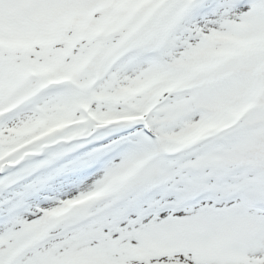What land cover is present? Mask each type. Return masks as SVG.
Masks as SVG:
<instances>
[{"label":"snow or ice","instance_id":"obj_1","mask_svg":"<svg viewBox=\"0 0 264 264\" xmlns=\"http://www.w3.org/2000/svg\"><path fill=\"white\" fill-rule=\"evenodd\" d=\"M0 264H264V0H0Z\"/></svg>","mask_w":264,"mask_h":264}]
</instances>
